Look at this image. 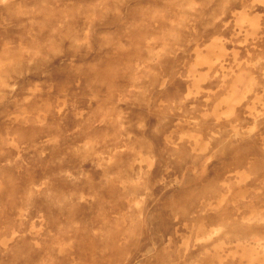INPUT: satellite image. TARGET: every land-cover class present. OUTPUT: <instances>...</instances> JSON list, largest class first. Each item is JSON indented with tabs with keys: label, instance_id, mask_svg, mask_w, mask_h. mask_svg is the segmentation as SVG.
<instances>
[{
	"label": "rangeland",
	"instance_id": "374dc122",
	"mask_svg": "<svg viewBox=\"0 0 264 264\" xmlns=\"http://www.w3.org/2000/svg\"><path fill=\"white\" fill-rule=\"evenodd\" d=\"M0 264H264V0H0Z\"/></svg>",
	"mask_w": 264,
	"mask_h": 264
}]
</instances>
